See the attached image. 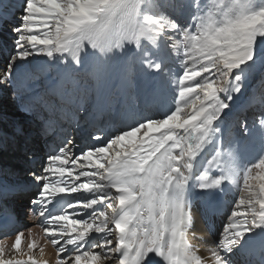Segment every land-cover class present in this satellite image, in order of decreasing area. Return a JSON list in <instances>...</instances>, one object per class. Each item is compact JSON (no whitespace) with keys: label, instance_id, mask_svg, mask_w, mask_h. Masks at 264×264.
Returning <instances> with one entry per match:
<instances>
[{"label":"snow or ice","instance_id":"obj_1","mask_svg":"<svg viewBox=\"0 0 264 264\" xmlns=\"http://www.w3.org/2000/svg\"><path fill=\"white\" fill-rule=\"evenodd\" d=\"M19 3L0 87L21 101L19 109L31 123H3L0 114V151L11 141L22 142L31 159L48 121L64 117L65 101L75 98L78 125L88 118L90 94L107 81L135 91L145 72L168 79L167 86L142 87L143 101L126 109L109 134H91L92 143L79 154L74 140L66 138L26 172L37 191L23 211L40 218L58 264H236L245 237L257 229L264 255V112L251 127L247 120L233 126L235 114L226 112L250 77L253 87L264 88V0ZM169 61L175 65L166 71ZM169 89L167 111L159 118L143 115L152 98ZM257 137L260 155L242 168L241 153ZM225 154L231 162L227 169ZM214 167L218 171L210 174ZM241 174L239 198L224 214L206 260L186 239L192 223L189 188L203 194L210 217L218 212L211 198L226 194ZM8 175L0 169L3 202L23 197L29 186L7 180ZM60 201L66 207L57 214ZM23 235L15 233L7 258L0 241V264H38L31 251L21 250ZM36 246L30 242L27 249ZM24 255L27 259L17 258Z\"/></svg>","mask_w":264,"mask_h":264},{"label":"bare ground","instance_id":"obj_2","mask_svg":"<svg viewBox=\"0 0 264 264\" xmlns=\"http://www.w3.org/2000/svg\"><path fill=\"white\" fill-rule=\"evenodd\" d=\"M8 6H5V7L7 8ZM4 67H5V64L0 66V68H4ZM148 83H147V88H148ZM113 84L114 83L112 81L105 82L98 90H96L95 95L97 96V98L98 99L103 98L106 101L107 100L106 97L108 95L106 92L111 89ZM137 100L138 101L136 103L142 102L143 101V95L139 94L137 97ZM151 102H152V100L150 101L149 105L151 104ZM0 114H4V117H7L8 121L15 120V121L19 122L21 120H26V119L28 120L29 119L28 123H31V118H25V115L19 109V106L17 104V100H13L11 98L10 92L6 91L5 88H3V87H0ZM59 120H60V118H53L49 123L58 122ZM0 126H1V124H0ZM46 137H47V135L40 137V138H43V140L47 139L46 145L41 147V148H36L38 151L35 149H34L35 151L33 150L35 153H38V155H41V154L45 153L46 151H48V145L47 144H48V141L50 140V137L49 136L47 138ZM72 139L78 145V147L83 144L81 135L77 134ZM20 143H22V142H20ZM20 147L21 146H18L15 144V141H12V142H10V144L8 146H6L2 151H0V169L4 170V167H2V166L4 164H6L7 162L15 163L16 165H23L24 163H28L29 167H32V168L38 167L39 163H36V165L31 166L30 163L32 162L33 159H26L25 154H23V155L21 154L22 157H20V153H22ZM240 159H244V158H240ZM246 163L247 162L245 160L244 165ZM11 175H13V174H11ZM14 203H16V205H19L20 209H24L25 204L21 200H17ZM224 206H225V204H224ZM97 207H99V206H97ZM223 210H224V207H222L221 210H218V212L216 214H219ZM68 212L71 213V210ZM191 216H192V223L190 224L189 230L186 233L187 242L190 245V247L192 248V250L196 251L198 255H200L202 258H205L207 260L208 258H210L207 255L209 253L208 247L211 246L213 241L209 237L207 244L203 245L202 242L205 241V239H208V237L206 236L207 232L203 231V228H201L202 223L201 224L199 223L198 217H197V219L195 218V224H194V222H193V218L195 217V211L194 210H192ZM25 217H26L25 222H27L25 224H27L29 226V228L25 231H22L24 235L22 236L21 250L27 254L28 253L27 244L32 242V243H35L37 245L35 247V252H34L33 256H35L41 260L53 261L55 259H58L57 255H56V248L53 247V245L45 239V233L43 232V229L38 224V220H39L38 217L32 216L31 213H28V212H25ZM258 230H259L258 233H260L261 230L260 229H258ZM204 233L206 235H204ZM255 237H257V244L259 246L261 236H257V234H256L250 241L244 243V247L248 248L250 246V242ZM110 238L114 239V236L110 237ZM14 239H15V236L14 237H7V238H4L1 240L6 245V252H5L6 256H8L10 254V252H9L10 245L12 242H14ZM200 246H202L206 249L202 250V249H200ZM237 258L240 261H242V259H243L240 255H238ZM258 259H259V262H264V255H261L260 250H259Z\"/></svg>","mask_w":264,"mask_h":264},{"label":"rangeland","instance_id":"obj_3","mask_svg":"<svg viewBox=\"0 0 264 264\" xmlns=\"http://www.w3.org/2000/svg\"><path fill=\"white\" fill-rule=\"evenodd\" d=\"M204 2L211 5L213 0H204ZM150 3H151V0H149V5H150ZM11 4H12V7L10 6ZM5 6H8V7L6 8ZM19 7H20L19 0H8V1L0 0V11H6L8 13L5 16H0V19H2V20L5 19L7 21V23H1L0 22V25L5 26V27H10V25L15 22L13 20L12 14H15L17 17L19 16V13L16 14V11L18 10ZM2 26H0V32L2 31V33H3ZM6 35H8V36L11 35V31L7 32ZM0 53H1V57L5 58V59H7L10 55V52L4 51V53H3L1 49H0ZM4 64H5L4 61H0V66L4 65ZM5 66H6V64H5ZM259 67L260 66H258V68ZM176 71L179 72V66H178V69ZM0 75H2V74H0ZM147 81H148V76L146 75V77L144 78L143 84H145ZM255 83H256V81L253 82V78L250 77L244 91L239 95V97L234 99V101L230 104L229 109L226 110V112H228L229 114H231V113L235 114L236 119L229 121V123L232 124L233 126L237 123L242 124L244 120H247L249 127H251V125L254 121H258L259 114L261 112H264V88H260L259 86L253 87V85ZM167 84H168V79H167ZM163 85L166 86V84H163ZM250 88H253V90H254L253 92L257 97L252 98L249 101L248 91ZM172 95H173L172 91H171V89H169L166 92V100L163 99L162 102H159V99L157 97L156 103H157L158 107H162L161 105H163L164 106L163 111H167L168 107H170L172 104ZM117 99H118V96H115L114 100L116 101ZM6 118L7 117H5L3 123L8 122V118L7 119ZM157 118H159V117H157ZM28 120H24V121L28 122ZM1 126H2V124H1ZM227 126L228 125H226V127ZM234 130H238V129L234 128ZM15 144L18 146H21L18 141H15ZM260 147H261V141L257 137L253 143L249 144L248 147L242 151V153L243 154L247 153L248 155H250V159L256 160L260 155ZM34 149L37 150L36 148H33V150ZM21 154L23 155V154H25V152L20 153V157H22ZM225 158H226V154L222 157V165L227 168V167H229L231 162H230V158L228 156H227V159H225ZM240 158H243V157L240 156ZM246 161H247V163L245 164V166L248 167V165L250 164L248 162L249 159ZM244 163H245V159H240V164H244ZM256 171L257 170L254 169L252 174L255 175ZM240 179H241L240 185H242V182H243V176L242 175H240ZM250 182L258 184V182H255V181H250ZM230 189H231L230 191L232 194V191L234 189H232V188H230ZM188 194H189L191 200L193 201V203L195 205V207H194L195 214L197 213L196 216H198L200 218V223L203 224L204 229L207 232L208 237H216L217 232L219 231L220 227L222 226L224 215L219 216V217H213V218H209L208 216H205V209L202 205L203 194L200 193L199 191L198 192L189 191ZM218 194H220V193H217L214 196H216ZM239 195H240V191H238V197H236V198H234L232 196L226 197L229 210H230V207L232 205V201L234 199H238Z\"/></svg>","mask_w":264,"mask_h":264}]
</instances>
